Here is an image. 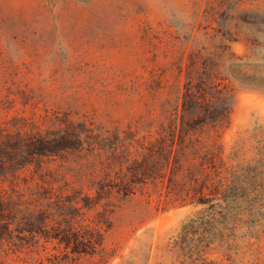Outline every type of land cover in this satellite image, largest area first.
Instances as JSON below:
<instances>
[{
	"label": "rangeland",
	"instance_id": "1",
	"mask_svg": "<svg viewBox=\"0 0 264 264\" xmlns=\"http://www.w3.org/2000/svg\"><path fill=\"white\" fill-rule=\"evenodd\" d=\"M193 32L236 39L225 73L237 102L224 142L259 163L263 181L264 0H0V147L9 164L0 200L71 218L74 192H90L93 156L74 148L35 159L27 141L139 124L151 108L154 69L173 60L168 41ZM259 203L264 227V197ZM192 211L139 195L112 214L105 254L69 262L52 257L61 254L53 244H35L22 219L0 239V264H181L179 232ZM233 255L242 264L238 247Z\"/></svg>",
	"mask_w": 264,
	"mask_h": 264
},
{
	"label": "trees",
	"instance_id": "2",
	"mask_svg": "<svg viewBox=\"0 0 264 264\" xmlns=\"http://www.w3.org/2000/svg\"><path fill=\"white\" fill-rule=\"evenodd\" d=\"M235 41L195 32L185 40L171 38L172 55H167L173 60L161 72L154 69L152 109L135 126L77 138L66 132L57 139L51 131L31 137L25 148L35 159L66 149L88 151L93 156L87 173L90 192H74L72 219L46 209L22 211L0 200V239L23 219L35 244H53L61 254L52 257L61 262L105 254L104 233L113 226L112 214L142 195L156 198L165 209L193 208L179 232L181 264H238L236 247L242 264H264V227L258 217L263 173L259 163L243 157V149L234 145L228 150L224 142L237 102L236 87L225 73L235 65H227L236 56ZM2 152L0 147V172L9 165Z\"/></svg>",
	"mask_w": 264,
	"mask_h": 264
}]
</instances>
